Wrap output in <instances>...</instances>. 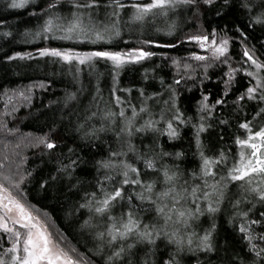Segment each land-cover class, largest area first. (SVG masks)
<instances>
[{"label":"trees","instance_id":"16d2710c","mask_svg":"<svg viewBox=\"0 0 264 264\" xmlns=\"http://www.w3.org/2000/svg\"><path fill=\"white\" fill-rule=\"evenodd\" d=\"M53 2L54 0H31L23 9H12L8 7L11 0H0V124L7 126L0 129V164L4 166L0 168V172L7 175L6 166L9 164L12 167L10 171L14 172L11 176L13 181L18 180L20 175L26 177L20 189L24 197L22 202L34 206L30 210L42 221H47L46 225L53 237L75 259L80 260L82 264H105L115 248L100 245V242L94 239L95 230L84 227V221L89 219L90 213L79 205L84 202L85 193L98 191L97 181L104 179L107 170H98V162L108 159L110 150L127 151V145L121 149L116 136V131L121 127L119 116L116 117L115 125L100 119L103 112L109 108L117 113L120 110L116 106L115 96L111 94L113 76H116V87L121 89L116 92V96L123 101L121 107L125 109L127 116H131L132 106L139 111L146 101L153 119L160 120L162 110H165V121L170 119L175 111L171 108L170 97L172 89L175 90L176 108L183 113L186 121H173L178 132L176 138L170 139L166 134L147 131L136 133L130 138V142L140 154L149 152L150 148L157 153L161 148L164 152L171 153L158 159L157 167L167 166L178 171L182 176L181 184L185 179L190 184L201 183L200 180L192 181L193 172L200 174L201 150L210 158H218L221 152L225 153L228 166L231 167L233 158H239L236 138H247V132L240 128V124L251 121L254 131L264 126V114L257 116V112L264 108V101L259 100V94L254 100H249L245 95L244 99L236 102L252 84L251 78L246 76L243 70L235 74L227 89L228 95H224L227 80L225 73L228 72L229 65L241 69L246 66L243 63L246 60L243 56L244 48L254 52L264 63V23L254 22L255 18L264 12V0H228V3H225V0H215L213 5H206L202 0H198V4L192 7L168 9L167 16L161 15L160 10H153L155 15L149 14L144 21L136 22H129L133 10L127 8L119 17L121 36L111 44L74 43L70 40L35 37V33L42 31L45 20L49 19L53 12L70 18L71 12L75 10L71 0H60L56 9L45 14V9ZM107 2L108 0H101V4ZM123 2L131 4L134 0ZM138 2L149 3L151 0ZM245 3L247 8L242 6ZM111 12V8L105 9L102 6L92 10L94 22L102 28L105 23L116 19L109 16ZM85 19L87 22V17ZM173 24L175 34L164 35ZM214 30L218 36L226 35L229 38L228 62H224V57L206 63L191 60L190 56L197 51V45L188 42L187 36L197 32L211 34ZM142 40H152L154 43L146 46L140 43ZM166 41L176 44L177 47L154 46L155 43ZM42 48L80 52H123L145 48L156 55L139 63H128L119 70H114L111 62L101 60L95 64L94 70H89L87 65H76L75 62L67 64L50 56L41 57L39 50ZM17 53H31L33 58L9 59ZM173 59L180 60V65L174 66ZM185 63L191 64L192 68L186 71ZM206 65L211 66L207 67L205 72ZM77 67L81 69L78 74ZM261 75H264V70H261ZM188 76L192 78L189 79ZM175 80H180V83H174ZM70 94H74L75 99L68 100ZM204 96L208 97L207 103L210 106L215 105V108L199 112L200 101ZM148 97L152 99H147ZM218 99L224 102L216 104ZM165 101H169V104L165 105ZM93 112L97 115L87 121V128H100L104 124L106 128L114 130L98 133V139H81L82 132L76 131L77 125L85 123L86 117ZM201 116L204 117L203 121ZM147 118L148 114L142 113L136 127ZM165 121L157 127L166 129ZM201 123L204 124L205 131L199 135L198 148L196 132ZM45 135L57 144L56 149L49 150L43 145L33 146L38 138ZM70 148L74 149L71 158L78 160V164L69 177L58 169L61 163H69L67 157ZM176 153L182 155L176 158ZM120 159L127 160L141 170V179L145 183L156 180L159 175L145 170L144 164L136 159L134 153L129 152L126 157ZM213 171L217 173L215 180H219L220 175L226 174L227 169L219 165L214 167ZM120 179L122 178L117 176L113 183H118ZM162 180L163 177L160 176L157 191L163 187ZM213 182L214 180L209 178V183ZM240 183L229 184L225 199L220 205L221 210L214 216L205 211L198 220L192 221L193 228L189 231L194 230L198 236H203L205 230L212 229L214 222L215 229L211 237L213 250H185L177 254L179 264H241L242 261L243 264H252L253 261L255 264H264V260L248 251V242L239 231L243 221L240 217L233 219L236 210L232 207L237 199L246 197L251 203H242L240 210L248 212V220L264 221V216L261 215L264 212V204L258 202L253 195L243 192ZM105 186L110 187L108 184ZM126 187L125 199L114 209V215L128 211V193L139 191L135 186ZM12 191L14 195H18L15 189ZM132 202L137 206L134 211L143 223L154 221V208L150 212H143L141 208L150 207L147 203L141 205L135 197ZM203 206L207 208L206 203ZM91 222L101 223L95 218ZM251 227L254 236L264 235V224ZM253 243L258 249L264 247V241L259 239ZM4 244V238L0 237V252ZM193 247L195 248V244ZM73 249L75 251H72ZM133 252L131 258L134 264H141L145 252L153 253L148 258L150 264L152 261L155 264H163L176 249L161 237L155 245H137ZM127 259L125 257L123 262L116 261L115 264H126Z\"/></svg>","mask_w":264,"mask_h":264},{"label":"snow or ice","instance_id":"6c2138e0","mask_svg":"<svg viewBox=\"0 0 264 264\" xmlns=\"http://www.w3.org/2000/svg\"><path fill=\"white\" fill-rule=\"evenodd\" d=\"M31 0H11L8 7L12 9H23ZM206 5H213L215 0H202ZM72 8L75 9L71 12V17H62L55 12L52 13L49 19L45 20L42 31L35 33V37L43 36L44 39H60L70 40L74 43H90V44H111L112 41L121 36L119 28V17L121 12L127 8H131L133 13L129 22L144 21L149 15H155L153 10H160V14L167 16L168 9H175L180 6L192 7L198 4V0H151L149 3H140L134 0L131 4H126L123 0H108L107 3L101 4V0H71ZM228 3V0H225ZM60 0H54L53 3L48 5L45 9V14L57 8ZM105 9L111 8L112 12L109 13L110 17H116L115 20L105 23L103 27H99L94 22L92 17V10L100 7ZM247 8L245 3L242 5ZM250 10V9H249ZM85 17H87V22ZM255 23H264V12L255 18ZM175 25H170L166 36H173ZM159 31V30H158ZM239 31V29H237ZM59 33V35H57ZM8 35V33H5ZM28 35V34H26ZM243 36L244 34L241 33ZM187 41L198 45L201 49H205L212 53V60H220L224 57V62L227 63V53L229 47V38L218 36L214 30L211 34H200L199 32L188 35ZM127 43V42H126ZM143 45H152V40L140 41ZM157 48H174L176 44L172 42L155 43ZM41 57L50 56L59 58L67 64L76 63V65H87L89 70L95 69V64L98 61L111 62L114 70L123 68L128 63H139L146 59H151L156 53L148 51L145 48H137L125 52L110 51V50H94L88 52H78L72 50H58L55 48H42L39 50ZM243 56L246 60L243 63L251 62L256 71H251L248 68H233L229 65L228 72L225 73L227 80L225 81L224 95H228V87L235 78V74L244 71V74L251 77L256 81L254 86H249L246 93H242L237 98L244 99L246 95L249 100H254L259 94V100L264 101V75H261V70H264V63L255 57L254 52L247 48L243 49ZM32 59L31 53L21 55L17 53L14 57L9 59ZM191 60L205 61L209 57L192 54ZM174 66L180 65V60L173 59ZM205 66V72L207 67ZM192 68L189 63L184 64V69L187 71ZM194 70V69H193ZM81 71L79 67L76 68V74ZM179 74V73H178ZM187 78L191 79V76ZM163 83V81H161ZM174 83L179 84L180 80H175ZM43 87V85H41ZM116 87V76H113L112 95L115 96L116 106L120 108L119 112L113 111L111 108L103 112L100 117L102 121H108L110 125H115L116 117L119 116L121 127L116 131L118 142L121 144V149L127 145V151L124 150H110L108 159L98 162V170L105 169L107 172L103 180L97 181L98 191L91 193L86 192L84 202L79 205L81 209H87L90 213L88 220L84 221V227L92 228L95 230L94 239L100 242V245H106L109 248H115L114 251L108 256L105 264H115L116 261H124L127 257L126 264H134L132 256L134 255L133 249L139 244L155 245L156 241L163 237L167 243L174 245L176 252L169 254V258L163 261V264H179L177 254L184 252H194L196 250L210 252L213 250L212 245V231L215 229L213 222L212 229L205 230L203 236H198L197 233L189 229L193 228L192 221L198 220L200 216L204 215L205 211L213 215L219 212L220 205L225 199V193L229 184L240 183V188L243 192L253 195L258 202L264 204V126L259 127L258 130H253L252 122L240 124V128L246 130L247 138L241 139L237 137L235 140L236 145L239 147L238 159L233 158L231 167L228 166V157L225 153L221 152L218 158L206 157L203 150L200 151L202 160L200 174L195 172L192 174V181L200 180L201 183H189L184 180L181 184V174L178 171L172 170L167 166L157 167L158 159L169 156L171 153L164 152L161 148L160 152H155L154 149L149 152L140 154L134 145L131 144L130 138L136 133L147 131L160 132L162 135L166 134L170 139L176 138L178 132L173 125V121L185 123L183 113L176 108L175 103V90L172 89V96L170 97L171 108L174 109V114L170 119L165 121V110L160 113V120L152 118V113L149 112L146 101L145 106L140 107L139 111L132 106L131 116L126 115V111L121 107L123 101L116 92L120 91ZM30 91V89H29ZM99 92V88H97ZM143 96V92H141ZM28 98V97H26ZM68 100L75 99L74 94L67 97ZM147 99H152L148 97ZM208 97L204 96L200 101L199 112L211 111L215 105L207 103ZM224 101L218 99L216 104H222ZM169 101H165L168 105ZM142 113H147L148 118L136 127V122L141 118ZM264 114V108L257 112V116ZM97 114L93 112L90 116L86 117L85 123L77 125L76 131L82 132L81 139L99 138L98 133L107 130H114L106 128L104 124L100 128L92 126L87 128V121H90ZM191 118H189L190 120ZM204 117L201 116V121ZM255 119V118H254ZM162 121L166 122V129L161 130L157 127ZM226 121H221L225 123ZM4 124H0V129L6 128ZM195 127V125H194ZM205 131L204 124L201 123L197 128L196 142L198 148L200 147L199 135ZM127 137V139H125ZM43 145L49 150L57 148V144L51 141L47 135L38 138L35 147ZM19 145H17L18 147ZM68 164L61 163L58 171L66 173L69 177L72 174L78 160L71 158L74 154V149H69ZM136 154V159L144 164V169L153 173H158L156 180L151 182H143L141 179L142 172L133 164L128 163L121 157H126L128 153ZM182 154L176 153V158ZM223 165L227 171L226 174H221L219 180H215L217 175L213 168ZM4 166L0 164V168ZM31 175V173H29ZM122 179L118 183L116 177ZM162 176L163 187L157 191V183L159 177ZM209 178L214 180L209 183ZM26 177L20 175L19 179L13 181L11 176L4 175L0 172V233L7 236L10 247L4 248L3 253H0V264H82L80 260L75 259L69 251H67L59 241H57L52 233L49 231L46 223L42 222L38 215H34L24 200L23 193L20 191L21 185L25 182ZM55 179V177H54ZM108 184L110 187H106ZM43 186V185H42ZM126 186H135L139 191H133L127 195L128 211H121L119 215H114V209L117 208L125 199L127 192ZM15 189L18 195L13 194ZM141 202V205L147 203L149 208H141L143 212L155 211V219L150 223H143L134 209L137 207L133 204L132 199ZM207 204V208L203 204ZM242 203H251L246 197L237 199L232 207L235 211V216L242 219L239 231L243 234V239L248 242L249 252H253L257 258L262 257L264 247L257 248L253 243L254 240L259 239L264 241V235L254 236L252 225L264 224V221L248 220V212L240 210ZM264 216V212L261 213ZM98 219L101 223H92L93 219ZM195 244V248L193 245ZM2 246V245H0ZM72 251H75L73 249ZM153 255L152 252H145L141 264H150L149 257ZM10 257V259H8ZM151 264H155L154 261ZM243 264V261L241 262ZM255 264V261L252 262Z\"/></svg>","mask_w":264,"mask_h":264},{"label":"rangeland","instance_id":"374dc122","mask_svg":"<svg viewBox=\"0 0 264 264\" xmlns=\"http://www.w3.org/2000/svg\"><path fill=\"white\" fill-rule=\"evenodd\" d=\"M193 44H194V43H193ZM78 52H80V51H78ZM123 52H125V51H123ZM194 53H195L196 55H201V56L209 57V59H207V60H205V61H198V62H205V63H206L207 61L212 60V59H211V55H212V53H211L210 51L205 50V49H201L198 45H197V51H194ZM191 56H192V55H191ZM191 56H190V57H191ZM255 57H256V56H255ZM221 58H223V57H221ZM256 58H257V57H256ZM216 61H217V60H216ZM244 68H248V69L251 70V71H256V69H255L253 66H251V62L246 63V66H243L242 69H244ZM243 72H244V71H243ZM250 78H251V77H250ZM251 83H252V84H251L250 86H254V85L256 84V81H255L254 79L251 78ZM6 168H8V171L6 172L7 175H8V176H13V175H14V172H13V171H10L12 167H10V165L8 164V166H6ZM4 171H6L5 168H4ZM13 178H15V177H13ZM30 211H31V210H30ZM33 214H34V215H37V214L34 213V212H33ZM42 222L47 223L46 220H44V221H42ZM0 237H3V238H4V243H5V244H4V247L2 248V250H1V252H0V253H3L4 248L10 247L11 244L9 243L7 236L4 235L3 233H0ZM8 259H10V257H8Z\"/></svg>","mask_w":264,"mask_h":264}]
</instances>
